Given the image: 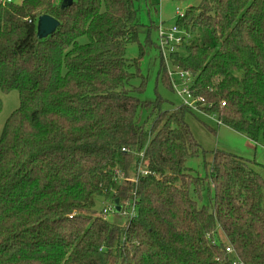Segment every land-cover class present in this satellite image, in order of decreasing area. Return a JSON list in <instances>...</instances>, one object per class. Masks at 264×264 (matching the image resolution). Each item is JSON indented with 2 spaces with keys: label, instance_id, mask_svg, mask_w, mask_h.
Wrapping results in <instances>:
<instances>
[{
  "label": "trees",
  "instance_id": "16d2710c",
  "mask_svg": "<svg viewBox=\"0 0 264 264\" xmlns=\"http://www.w3.org/2000/svg\"><path fill=\"white\" fill-rule=\"evenodd\" d=\"M136 1L0 3V90L20 97L0 134V264H232L227 246L264 264L255 163L216 151L210 174H194L192 112L138 97L146 79L127 57L142 28ZM43 15L60 25L38 39ZM178 26L190 38L159 76L173 91L168 64L189 73L206 114L264 142V0H202ZM138 166L149 174L135 184L115 176ZM134 194L127 226L96 215L97 198L122 206Z\"/></svg>",
  "mask_w": 264,
  "mask_h": 264
},
{
  "label": "rangeland",
  "instance_id": "374dc122",
  "mask_svg": "<svg viewBox=\"0 0 264 264\" xmlns=\"http://www.w3.org/2000/svg\"><path fill=\"white\" fill-rule=\"evenodd\" d=\"M7 0H0V3ZM23 0H11L12 3H19ZM202 0H137L136 7L139 9V21L142 24L139 40L127 46V57L138 61V69L146 79L145 91L138 97L145 102H155L158 98L163 101V110L173 111L182 106L181 99L171 90L168 84L159 76L162 65V54L158 48V26L163 23L165 29L177 26L181 14H186L190 8H198ZM181 52V51H180ZM168 69L173 72L171 65ZM141 77L131 83L138 86ZM176 85L181 88L176 76ZM2 99V112L0 114V134L2 133L7 119L20 107V97L17 91L3 93L0 90ZM143 121L147 126L151 124L155 115L150 117L149 112H141ZM150 117V120H148ZM185 121L196 142L202 147V152L196 158L187 162L194 174L200 177H207L210 174L209 164L213 160V153L224 151L250 160L255 163L253 166L256 172L264 176V142L254 143L245 136L233 131L227 126L218 125L216 116H207L203 113L192 112L185 116ZM202 202L208 205L209 190L202 193ZM108 203L101 198L96 200V215H101L107 209ZM108 222L117 226H124L125 216L120 213H109Z\"/></svg>",
  "mask_w": 264,
  "mask_h": 264
},
{
  "label": "built area",
  "instance_id": "2783aa9c",
  "mask_svg": "<svg viewBox=\"0 0 264 264\" xmlns=\"http://www.w3.org/2000/svg\"><path fill=\"white\" fill-rule=\"evenodd\" d=\"M7 3H12L11 0H7ZM178 15L180 16V19L184 18L185 14H181L178 10ZM158 48L162 54L163 59L165 62H169V57L171 54L178 52L179 46L183 44V41L187 38H190L189 33L181 30L179 26H173L172 28L165 29L163 26V23L158 26ZM174 76H176L181 83L179 88L176 85V80H174ZM168 77L170 79L171 86L173 88V91L176 93V95L181 99L182 106L189 109L191 112H199L203 113L207 116H212L209 114H206L204 111L205 108V102L204 99L201 96H196L193 93V85H194V79L191 77V75L187 72L181 71L179 69L175 71H170L168 69ZM222 106H225V103L222 104ZM215 116V115H214ZM218 125H221V122L218 121ZM134 177L128 178L126 173L117 170L115 172L116 178L121 181H131L134 184L139 180L140 177L147 176L149 172L145 169H142L141 166H138L134 169ZM121 212L123 216H125V224L124 227L127 226L134 218L137 216V199L136 195L134 194L133 199L127 200L122 206H121ZM109 213H115V206L110 204L108 205L107 209H104L101 212V215L105 219H107V216ZM74 215H71L70 218H73ZM226 252L230 256L232 264H246L241 258L239 257L238 253L230 246L226 247Z\"/></svg>",
  "mask_w": 264,
  "mask_h": 264
},
{
  "label": "water",
  "instance_id": "95a60500",
  "mask_svg": "<svg viewBox=\"0 0 264 264\" xmlns=\"http://www.w3.org/2000/svg\"><path fill=\"white\" fill-rule=\"evenodd\" d=\"M74 3V0H63V5L64 7H71ZM60 25V22L49 16V15H43L40 16L37 20V38L38 39H45L49 37L50 35L54 34L56 30L58 29ZM115 212L120 213L121 212V206H120V201L116 200L115 201Z\"/></svg>",
  "mask_w": 264,
  "mask_h": 264
},
{
  "label": "crops",
  "instance_id": "0c3cea01",
  "mask_svg": "<svg viewBox=\"0 0 264 264\" xmlns=\"http://www.w3.org/2000/svg\"><path fill=\"white\" fill-rule=\"evenodd\" d=\"M21 2V1H20Z\"/></svg>",
  "mask_w": 264,
  "mask_h": 264
}]
</instances>
